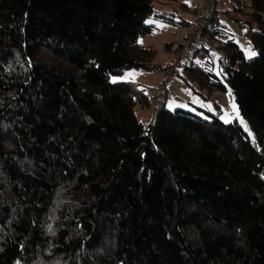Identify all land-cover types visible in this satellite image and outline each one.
Masks as SVG:
<instances>
[{
    "label": "trees",
    "instance_id": "obj_1",
    "mask_svg": "<svg viewBox=\"0 0 264 264\" xmlns=\"http://www.w3.org/2000/svg\"><path fill=\"white\" fill-rule=\"evenodd\" d=\"M166 3L0 0V264H264V0H217L182 72L254 139L168 98L145 125L112 79L167 67L140 36L197 9Z\"/></svg>",
    "mask_w": 264,
    "mask_h": 264
},
{
    "label": "rangeland",
    "instance_id": "obj_2",
    "mask_svg": "<svg viewBox=\"0 0 264 264\" xmlns=\"http://www.w3.org/2000/svg\"><path fill=\"white\" fill-rule=\"evenodd\" d=\"M166 1L167 9L175 11V17L180 18L181 15L188 19L194 18L195 9L203 7L205 0H164ZM187 6V10L183 9ZM197 14V13H196ZM148 23L153 22L152 19L147 20ZM157 26L151 33L141 35L139 42L145 45L154 46L157 51L156 61L162 65H167L173 57L176 50H168L166 44L172 41L175 46L183 38V33L187 34L185 26L164 25L163 21H155ZM233 27V25H231ZM186 39L184 38V41ZM247 39L238 38V42L242 49L248 55V49L256 50L246 41ZM249 44V45H248ZM115 81L130 80L134 81L139 87L146 88L149 96V101L141 103L137 101L135 104V113L138 118L145 124L152 120L154 116L155 104L152 99L153 93L157 95L161 89H164L166 83V68L161 70H143V69H126L123 73L112 76ZM169 91L175 93L181 98L189 101L187 104L178 103L172 98H168L166 105L170 109L181 107L187 110L195 111L205 118L211 119L213 116L210 113H218L220 119L225 122L239 121L244 128L249 132L251 138H255L254 133L246 119L240 112L238 104L231 90L210 89L201 87L198 83L187 80L183 75L175 80L168 81L167 87Z\"/></svg>",
    "mask_w": 264,
    "mask_h": 264
},
{
    "label": "built area",
    "instance_id": "obj_3",
    "mask_svg": "<svg viewBox=\"0 0 264 264\" xmlns=\"http://www.w3.org/2000/svg\"><path fill=\"white\" fill-rule=\"evenodd\" d=\"M217 0H205L203 2V7L198 9L196 14V21L193 27H189L187 29L188 40L186 43L179 48L173 55V57L168 62L166 67V83L164 89H161L160 92L155 95L154 99V116H156L159 111L162 103L167 98H172L178 102L186 103L188 100L179 97L175 93L166 89L168 81L175 80L176 78L182 76L183 68L186 64L191 63L193 61L195 52L202 45H206L209 47V43L206 42L202 35V23L208 21L211 13L215 10Z\"/></svg>",
    "mask_w": 264,
    "mask_h": 264
},
{
    "label": "crops",
    "instance_id": "obj_4",
    "mask_svg": "<svg viewBox=\"0 0 264 264\" xmlns=\"http://www.w3.org/2000/svg\"><path fill=\"white\" fill-rule=\"evenodd\" d=\"M191 20H193V19H190V21H191ZM184 38H185V31H184V33H183V38L178 42L177 46H175L174 43H173L172 41H169L168 43H170V46H167V45H166V48H167L168 50H170V51H172V50H176L177 48L180 47L181 44L184 43ZM144 45H145V44H144ZM152 99H153V101H154V99H155V95H154V93H153ZM149 123H150V121L148 122V124H149Z\"/></svg>",
    "mask_w": 264,
    "mask_h": 264
},
{
    "label": "snow or ice",
    "instance_id": "obj_5",
    "mask_svg": "<svg viewBox=\"0 0 264 264\" xmlns=\"http://www.w3.org/2000/svg\"><path fill=\"white\" fill-rule=\"evenodd\" d=\"M186 2H188V0H186ZM248 55H249V58L253 57V56H256L257 53L255 51H253L251 48L248 49Z\"/></svg>",
    "mask_w": 264,
    "mask_h": 264
}]
</instances>
